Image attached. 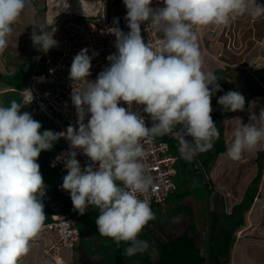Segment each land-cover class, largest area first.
Returning a JSON list of instances; mask_svg holds the SVG:
<instances>
[{
    "label": "clouds",
    "instance_id": "clouds-1",
    "mask_svg": "<svg viewBox=\"0 0 264 264\" xmlns=\"http://www.w3.org/2000/svg\"><path fill=\"white\" fill-rule=\"evenodd\" d=\"M117 3L116 11L120 10ZM123 3L130 31L125 33L119 28L118 18L115 26L107 29L115 37L116 49L107 57L108 66L90 80L91 61L98 53L89 56L84 48L73 58L69 79L78 128L69 125L66 131L41 133V123L23 111L32 106L45 118L31 103L29 89L20 90V101L13 99L9 106L0 105V264H19L47 225L44 205L48 206L42 200L46 185L37 160L60 138L70 143V150L55 160L63 161L67 169L61 187L69 192L76 215L85 214L90 206L99 209L95 220L99 234L111 238L117 247L125 243L124 255L132 257L148 250L149 241L139 237L148 222L155 219L150 203L139 198L153 186L144 163L148 153L143 145L155 137L172 135L179 141L181 158L191 161L211 150L220 137L211 116V98L223 89L218 83L220 78L206 68L195 29L226 26L243 15L259 18L264 16V4L258 0H163V7L153 8L152 0ZM30 5L31 0H0V54ZM65 5L69 7L63 0L57 11ZM144 22H150L162 38L145 43L141 35ZM54 32L43 26L39 30L33 27L30 38L34 46L47 52L58 46ZM121 102L128 107L120 106ZM217 102L226 112L242 111L246 103L243 94L231 90ZM134 104L144 106L142 111L150 117V127L144 115L132 110ZM259 119V127L239 119L226 153L231 160H240L245 152L255 151L264 143V109ZM76 149L92 163L82 168ZM83 236L81 233L80 240Z\"/></svg>",
    "mask_w": 264,
    "mask_h": 264
},
{
    "label": "rangeland",
    "instance_id": "rangeland-1",
    "mask_svg": "<svg viewBox=\"0 0 264 264\" xmlns=\"http://www.w3.org/2000/svg\"><path fill=\"white\" fill-rule=\"evenodd\" d=\"M108 1L112 2V4L115 6L116 1L118 0ZM53 2L54 0H31L30 7L25 10V12L16 22L14 31L9 37L8 47L3 54H0V63L1 65H3L2 75L5 76V79H1V81H3L4 83L7 82L8 78L9 80H21L24 76V73L31 72L33 66L32 64L37 56V51L40 50L36 46H34L30 38L33 32V27L36 28V30H39V27L43 26L44 29L48 31V12L53 9ZM258 2L264 4V0H258ZM123 5V2L118 4V9L121 10L120 15L118 16V26L122 31L123 27H127V21L125 20L127 12L123 11ZM80 8L81 10L85 8V5L81 4V1ZM195 30L198 33V42L201 52L205 57L206 68L220 78L218 80V83L223 89V91L216 92L211 98V105L213 108L211 116L218 128L215 116L221 109L222 110L220 111V113L224 111L222 106L217 102L218 98L230 90L233 91L234 82L232 77L233 75H236V73L233 71L230 75L224 74V69H220V67L225 65L234 68L245 69L246 75H250V77H252V75L255 74V71L259 69V66H261L262 64L264 65V16H261L259 18H252L248 15L238 16L235 19L231 20L226 26L208 25L197 27ZM21 52L22 57H26L21 59L20 64L23 65L24 68L20 70L19 67H17V59L21 57L16 56H18L17 54H20ZM218 68L220 70H216ZM18 69L20 72L17 73L16 70ZM23 70L26 72H23ZM246 79L252 78H249L247 76L245 80ZM25 80L28 81L29 76H26ZM47 88L48 87L44 85H34L33 89L34 91H41L40 93H43L45 90H47ZM234 91H238V88L235 87ZM243 95L244 97H246L245 94ZM11 96L12 99L6 101L8 106L10 104V101H12L13 99L17 101L21 100V97L17 93L12 92ZM253 103L254 104L250 107L249 110H237L231 115L226 116L222 121L223 134L220 135L219 139L216 140L214 144H216L217 146L218 144L224 146L226 148V153L227 148L230 146L233 140V130L240 123L239 119L243 124L251 123L257 127L261 126L259 114L261 110L264 109V95L261 98H255ZM27 110L28 107L24 109V111ZM39 114V119L37 121H39L42 125L40 132L43 133L44 130H52L54 132H57V129L48 121H46L40 112ZM59 143V140L55 142L53 148ZM53 148L50 151L42 152H51ZM257 151H263L262 158L264 163V143H262L255 151L245 152L242 155V158L238 161L231 160L225 153L223 157L225 158V161H222L224 162L223 165L220 167L221 159H219V162H217L218 164L214 167V172L212 174L213 176H211V178L214 180V184L213 182H211L212 180L209 179V194H207L204 186L205 171H201L200 167H197L196 164L195 166L191 165V170L187 168L186 173L180 172L179 174H177L175 177L177 187L174 189L171 195V203L163 205L156 204L153 207L157 210L158 214L156 216V219L160 224H158L159 227H162V230L158 226L155 227L154 225H152V229L149 227V231H153V234L151 235L149 231V236L148 233H144L146 235V238L144 239L150 240L148 250L144 252L143 255L139 254L137 256H134L138 260L132 257L129 259L127 258L126 264H156L159 253V245L157 244V241L159 240V242H164L168 239L175 238L174 236L177 234L185 232L187 230L186 226L188 225V219L186 218L184 221L185 213L187 217L189 216L191 218L193 224L196 225V227H202V230L207 229L209 236L211 234V223L214 224V221L218 222L217 219L220 222H223L222 226L227 229L234 227L236 224H239L238 222H241L242 218H244L243 226L246 225V217L243 214L245 212H247V218L254 219L255 222H260V225L264 230L263 206H260L257 202V204H253L254 207L252 209H250V207L246 209L247 207L245 208L244 205V199L253 197L254 195H256L255 191H258L256 183H252V180L258 176L259 172ZM198 155L197 158H199ZM40 156L41 160L44 162V155L42 154ZM225 163L227 164L224 165ZM40 166V168L45 173L44 178L48 181H51L52 183L58 184L59 182L63 181V177L67 175V173L63 170L52 172L45 164ZM218 167H220L221 170L226 167L229 168H226L219 172ZM195 168L196 172L198 173L194 176L195 183L193 185L189 176L192 173V170H195ZM239 171H243L244 173L240 176ZM237 177L239 178L237 179ZM261 183H264V168L262 171V179L260 181V184ZM262 188H264V184ZM228 190L229 195H226V192ZM205 195H207V203L208 196H210L212 199V203L213 201H215L216 204H218V207L215 208V210L212 211V209L209 210V207L207 208L206 203L203 201V196ZM261 196V200L264 202V192L263 194H261ZM244 208L245 211L243 212ZM44 209L48 211V208L46 206H44ZM88 209L89 212H92V210L96 208L94 206H90ZM85 216L86 213L83 215L77 214L76 216V226L80 229V231L81 229H85L86 231L89 229L90 224L88 220H85ZM251 229L252 231H254V229L257 230L258 227L254 226V228ZM195 230L197 231L198 228L194 229L193 231L195 232ZM193 231L190 230V232ZM198 233L202 237H206L203 232ZM90 234H92L90 235L91 237L95 238L94 245H96L97 247H101V253L105 252V254H107V259L103 258L104 256H102L101 258L100 254L96 251L93 243L90 244L91 240L89 241L87 238V240L82 238L78 242L76 249L72 252L70 263L67 261L66 256L63 255L65 263L77 264L75 256L81 254L83 257L86 256L90 260L91 264H115L114 259H112L113 254L110 248L111 245L105 243L106 239L104 238V236H101L97 231H93ZM193 235L196 236V234ZM201 236L199 243L203 244L204 246L206 244V240L204 238L202 239ZM150 238H153L154 240L152 241V239ZM42 239L43 237H39L34 242L35 244H39L40 249L42 248L41 254L39 255L38 246L35 247L34 244H32L30 252L27 255L21 257L19 264H56V251L48 250L49 247L46 246L47 243L44 246V249L42 245H40L42 243ZM46 240H48L47 236ZM224 245L225 244L221 243L219 246L223 248ZM261 247L262 248H260L257 244L251 247L250 256L253 259L264 261V245H261ZM242 255L243 253H241V250L237 251L236 260L239 259L240 261H242ZM23 260H26L27 262H24Z\"/></svg>",
    "mask_w": 264,
    "mask_h": 264
},
{
    "label": "built area",
    "instance_id": "built-area-1",
    "mask_svg": "<svg viewBox=\"0 0 264 264\" xmlns=\"http://www.w3.org/2000/svg\"><path fill=\"white\" fill-rule=\"evenodd\" d=\"M116 12L112 2L96 0L95 9L92 12L64 11L55 14L59 17L48 31L55 30L53 39L58 41V46L47 52L39 51L24 89L31 90L33 95L31 103L37 106L47 121L57 129V132L66 131L69 125L78 128L76 110L71 101L72 82L69 79L73 58L84 48L89 50V56H92L93 52L98 53L91 61V76L88 79L97 78L98 74L108 66L107 57L116 52L115 37L107 31L115 26L114 21L118 18ZM129 31V28L123 27V32ZM141 35L145 43L148 41L154 43L162 38L161 33L152 29L150 22L141 24ZM34 85H44L48 88L40 93L41 91H34ZM120 106L128 107L123 102ZM143 107L134 104L132 110L144 115L146 125L150 127L151 119L143 113ZM89 118L90 114L86 116L85 123ZM59 140L60 146L51 156L50 166L53 169L60 167L67 171L63 161L57 162L55 158L61 153L67 154L70 150V143L65 138ZM143 147L148 153L144 163L153 178V186L147 193L139 194V198L147 200L150 206L162 204L171 196L175 188L174 177L178 159L170 151L168 143L159 141L156 137L150 144H144ZM76 151L78 153L76 158L82 168L92 163L82 150L76 149ZM53 163L55 166H52ZM42 200L48 206L52 219L43 230L48 238L46 246L49 247L48 250L56 251V264H66L63 255L70 260L71 253L81 237L80 230L76 226V210L73 207L69 211H63L62 205L55 202L53 195L47 192Z\"/></svg>",
    "mask_w": 264,
    "mask_h": 264
},
{
    "label": "trees",
    "instance_id": "trees-1",
    "mask_svg": "<svg viewBox=\"0 0 264 264\" xmlns=\"http://www.w3.org/2000/svg\"><path fill=\"white\" fill-rule=\"evenodd\" d=\"M122 2H123V0H118L117 5L119 3H122ZM119 15H120V10L117 11V16H119ZM260 64H262V63H260ZM220 69H224V74L230 75V74H232V71L236 73V75H233V77H232L233 82H234L233 91L235 90V87H237L238 91L241 94H245V96H246L245 97L246 103H245V108H244L245 110L250 109V107L254 104L253 102H254L255 98H261L264 95V65L263 64L261 66H259V69L257 71H255V74H253L252 77H250V75H246L245 69L234 68V67L225 66V65L221 66ZM220 69L218 68L216 70H220ZM247 76L249 78H252V79H246L245 80V78ZM22 79H23V77H22ZM21 80H15V82H14L12 79L8 82V84H10L12 86H21ZM23 88L24 87H22V89ZM22 89H20V90H22ZM20 90H19V92H20ZM18 95L21 97L20 94H18ZM26 107H30V106H26ZM220 111L217 113V115L215 117H216V121L218 124V129L220 131V135H222L223 134L222 133V121L224 120V118L226 116L231 115L233 112L223 111L220 113ZM157 139L159 141H164V142L168 143L170 151L178 158V163L176 166L177 167V174H179L180 172L183 173V171H184V173H186L187 168L190 169L191 165L195 166V164H196L197 167L202 168L203 172L205 171L204 175L207 176V174L211 173L213 166L216 164L218 156L220 154L226 152V148L224 146H221V144H218V146L216 144H214V146L211 150L206 151L204 153H199L198 161H195L197 156L194 159H192L191 161H188V160L181 158V156H180V153L178 151L179 141L177 138H175L172 135H164V136H159ZM53 152H54V150H52L51 152H42L40 155H42V154L44 155V162L41 160V156H39L37 163L39 165L45 164L50 169V171H52V172H56L57 170H63V169L52 170V168L50 167L49 159L52 156ZM257 156H258L257 161H258V169H259L258 171L259 172H258V176L254 179L253 183L254 184L256 183L258 191H255L256 195H254L253 197H249V198L244 199L245 208L247 207L246 209H248L252 205V202L256 198V196L259 195L260 197H262L261 194H259V185H260V181L262 179V171L264 168V163H263V158H262L263 157V151H257ZM41 161H42V163H41ZM181 161H182V164H181ZM182 168H183V170H182ZM40 171H41V174L43 176L44 184L46 185V192L53 195L54 201L59 203L60 205H62L63 211H69L73 207V204L71 202L69 192L63 190L61 187L63 181L59 182L58 184L52 183L51 181H48L44 178L45 173L43 172V170L41 168H40ZM63 171L67 173V171H65V170H63ZM197 173L198 172H196V168H195V170H192V173L189 176L191 178L190 180H191L193 185L195 183L194 176ZM204 186L206 187V184ZM176 187H177V183L175 185V188ZM207 187L209 188V185ZM168 201H166L164 204H167ZM155 205L156 204H153L151 206V208H152V211L156 217L158 213H157V210L153 208ZM245 208L243 209V212L245 211ZM98 211H99V209H97V208L92 210V212H89V209L86 210L85 220H88L90 226H89V229L87 231L85 229H81L82 236L85 235L89 239L92 238L93 240H95V238L90 236V235H92L90 233H92L93 231L98 232V229H97V226L95 223V220H96L97 216L99 215ZM77 214H79V213L77 212ZM184 215H185L184 221L186 218L188 219V223H187L188 225L186 226L187 230L185 232H183L181 234H177L174 236L175 238L168 239L164 242H159V240L157 241V244L159 245L158 246L159 247V253H158V260H157L156 264H229L230 263L229 259L231 256L232 247L236 241L237 230H238V228L243 226L244 218L241 219V222H238L239 224H236L234 227L228 228V229L224 228L222 226L223 222H220L218 219H217L218 222L214 221V224L211 223V226H210V233L211 234H210V236L208 235V230L205 229V232H207L206 233L207 235H206V241H205L206 244L204 245L205 246L204 247L203 244L199 243L201 235L199 233H197L196 230H195V232L193 231L194 228L196 229L198 227H196V225L193 224L191 218L189 216L187 217L186 213ZM46 217L47 218L45 220V224H48L51 222L52 219H51V216L46 215ZM182 223H180V224H182ZM158 224L159 223L157 222V219H153V220L149 221L148 224L143 228L139 238L140 239L146 238V235L144 233H148V231H149L148 228L149 227L151 228L152 225H154L155 227L156 226L159 227L160 224L159 225ZM180 224H178V225H180ZM178 225H173V226H178ZM159 228L162 230V227H159ZM190 230L193 232H190ZM193 234H196V236ZM104 238L106 239L105 243L108 245H111L110 248H111V252L113 254L112 259H114L115 264H126L127 263L126 259L131 258V257H127L124 255V249H125V247H127V245L122 242L120 244V247H117L116 243L111 238H108V237H104ZM144 240H146V239H144ZM147 241H149V239ZM221 243L225 244L223 248H221L219 246ZM77 244H76V247H77ZM76 247H75V249H76ZM112 247H113V250H112ZM99 250H101V249L99 248ZM102 254L104 256L103 258L107 259V254H105V252ZM143 254L144 253H142V255ZM137 255H139V254H137ZM137 255H134V256H137ZM134 256H132V258H135L136 260H138ZM75 258H76L77 264H91L90 260L86 256L83 257L81 254H78L77 257L75 256Z\"/></svg>",
    "mask_w": 264,
    "mask_h": 264
},
{
    "label": "crops",
    "instance_id": "crops-1",
    "mask_svg": "<svg viewBox=\"0 0 264 264\" xmlns=\"http://www.w3.org/2000/svg\"><path fill=\"white\" fill-rule=\"evenodd\" d=\"M80 1H81V4H83V5H85V8L83 9V10H81V8H80ZM159 1V2H158ZM66 2H67V4L69 5V7L67 8V6L65 5L61 10H59V12L57 11V7L59 6V4H61V3H63V0H54V2H53V4H54V6H53V9L52 10H50L49 12H48V15H49V17H48V26H52L54 23H55V20H56V18H58L59 17V15H55V14H57V13H61V12H64V11H66V12H72V11H74V12H76V11H80V12H92V11H94V9H95V2H96V0H66ZM49 6V5H48ZM164 5H163V0H152V4H151V7H153V8H156V7H163ZM123 11L124 12H127V9H126V6L125 5H123ZM54 14V15H53ZM38 52L39 51H37V55H38ZM18 56H16V57H21V58H19V59H17V67H19V69L21 70V69H23L24 68V66L23 65H21L20 63H21V59H23V58H25L26 56H24V57H22V52L20 53V54H17ZM37 57V56H36ZM36 59V58H35ZM23 61V60H22ZM35 61V60H34ZM34 63V62H33ZM0 65H1V63H0ZM33 65V64H32ZM2 67H3V65H1V67H0V103H1V105H4V106H8V104L6 103V101H8V100H11L12 99V92H14V93H18L19 94V90L20 89H22V87H24V85H25V79H26V76H28L29 74L28 73H30V72H27V73H24L23 75V79L21 80V86H12V85H10V84H8V82L10 81L9 80V78H8V80H7V82H3V81H1V79L3 80V79H5V76H3L2 75ZM19 69L18 70H16L17 71V73L18 72H20L19 71ZM15 70V69H14ZM25 70V69H24ZM23 70V72H26V71H24ZM16 73V74H17ZM15 80L16 79H13V81L15 82ZM24 111V110H23ZM31 115H32V117H33V119H35V120H38L39 119V112L36 110L35 111V109L32 107V106H30V107H28V110H27ZM57 147V145L53 148V150H55V148ZM226 153V152H225ZM225 153H222V154H220L219 156H218V158H217V161H216V164L215 165H217L218 163L217 162H219V159H221L220 160V167L223 165V163L224 162H222L223 160L225 161V158H223L224 157V155H225ZM226 161H228V160H226ZM227 163H225L224 165H226ZM215 165L213 166V168H212V171H211V173L210 174H207V176H205L204 175V179H205V184H207L208 185V183H210L209 182V179H211L212 181L211 182H213V184H214V180L211 178V176H213L212 174H213V172H214V167H215ZM220 167H218L219 169V172L220 171H222V170H224V169H228L229 167H226V168H224V169H220ZM236 168V167H235ZM200 169L202 170V168L200 167ZM203 171V170H202ZM237 171V170H236ZM183 173H184V171H183ZM244 172L243 171H239V174H240V176H241V174H243ZM239 176V177H240ZM216 177V176H215ZM219 177V176H218ZM239 177H237V179L239 178ZM253 181H254V179L252 180V183H253ZM221 182V181H220ZM215 183H216V178H215ZM264 184V183H263ZM263 184L261 183L260 184V186H259V194H263V192H264V188H262L263 187ZM207 185H206V187H207ZM231 186V185H230ZM205 187V189H206V192H207V194H209V189H207ZM216 187H218V186H216ZM226 195H229V190L226 192ZM172 197V196H171ZM171 197L167 200L168 202H167V204H169V203H171ZM233 197V196H232ZM211 198V197H210ZM203 201L206 203V206H207V208L209 207V210H211L212 209V211L215 209V208H217L218 207V204H216V202L215 201H213V207H212V205H211V201H209V196H208V203H207V195H205V196H203ZM257 202H258V204L261 206H263V208H264V202L261 200V197L258 195V196H256V198L253 200V202H252V205L250 206V209H252L253 207H254V205L253 204H257ZM45 206V205H44ZM167 208V207H166ZM44 211H45V214L47 215V216H50V213H49V211H47L46 209H44ZM244 215H245V219H246V225H244V226H242V227H240V228H238V230H237V234H236V241H235V244L233 245V247H232V251H231V256H230V259H229V261H230V263L229 264H264V261H262V260H255V259H253L251 256H250V251H251V247H253L254 245H258L260 248H262L261 247V245H264V230L262 229V226L260 225V222H255L254 221V219H251V218H247V212H245V213H243ZM251 214V213H250ZM155 215V214H154ZM174 217V216H173ZM250 217H251V215H250ZM155 219H156V217H155ZM254 226H257L258 227V229L256 230V229H254V231H252V229L251 228H254ZM151 229H152V227H151ZM195 229V228H194ZM150 232V231H149ZM149 232H148V236H149ZM198 232H203V234L204 235H207L206 233L207 232H205V229L204 230H202V227H198V230H197V233ZM150 234L152 235L153 234V231L152 232H150ZM209 234V233H208ZM40 237H43V239H42V243L40 244V245H42V247L43 248H45L44 246L46 245V243H47V240H46V236H45V234L42 232V234L40 235ZM151 237V236H150ZM202 237V236H201ZM83 238L84 239H86L87 238V236H83ZM205 239L206 240V237H202V239ZM89 241H90V239L89 238H87ZM86 239V240H87ZM150 239H152V238H150ZM153 240V239H152ZM150 241V240H149ZM35 242V241H34ZM33 242V244H34V246L36 247V246H38V248H39V255L41 254V249H40V247H39V244H35ZM90 243V242H89ZM93 243V245H94V242H92L91 241V243L90 244H92ZM95 246V245H94ZM95 248H96V251L100 254V256H101V258H102V256H103V254L101 253V247H99L101 250H99V248L97 247V246H95ZM241 250V253H243V257H242V261H240L239 259L238 260H236V254H237V251H240ZM77 257V256H76ZM41 258V257H40ZM21 259V258H20ZM30 260V259H29ZM245 260V261H244ZM24 262H27L26 260H23ZM19 263H20V261H19ZM99 264V263H98Z\"/></svg>",
    "mask_w": 264,
    "mask_h": 264
},
{
    "label": "flooded vegetation",
    "instance_id": "flooded-vegetation-1",
    "mask_svg": "<svg viewBox=\"0 0 264 264\" xmlns=\"http://www.w3.org/2000/svg\"><path fill=\"white\" fill-rule=\"evenodd\" d=\"M196 160H197V159H196ZM196 160H195V161H196ZM212 207H213V203H212Z\"/></svg>",
    "mask_w": 264,
    "mask_h": 264
}]
</instances>
